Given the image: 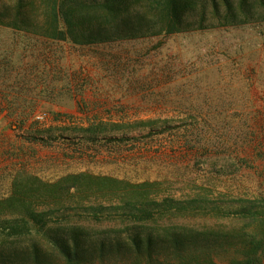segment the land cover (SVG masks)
Wrapping results in <instances>:
<instances>
[{
    "label": "rangeland",
    "instance_id": "obj_1",
    "mask_svg": "<svg viewBox=\"0 0 264 264\" xmlns=\"http://www.w3.org/2000/svg\"><path fill=\"white\" fill-rule=\"evenodd\" d=\"M211 18L206 29L90 44L0 26V227L34 210L96 242L135 224L120 217L127 201L198 197L214 203L150 204L147 225L242 227L212 207L264 199V19Z\"/></svg>",
    "mask_w": 264,
    "mask_h": 264
},
{
    "label": "trees",
    "instance_id": "obj_2",
    "mask_svg": "<svg viewBox=\"0 0 264 264\" xmlns=\"http://www.w3.org/2000/svg\"><path fill=\"white\" fill-rule=\"evenodd\" d=\"M210 14L218 20V26H243L264 19V0H15L0 10V26L54 41L90 44L132 38L144 32L172 35L206 29L216 26ZM155 132L149 130L146 137ZM137 138L123 136L119 140ZM207 201L214 203L201 197L187 200V205L170 198L127 201L120 217H129L125 219L135 224L103 232L96 242L84 227H53L44 221V214L28 210L26 216L7 220L0 227L5 238L0 240V264H264L262 198L212 207L217 217L245 222L229 232L172 226L160 227L154 233V228L147 225L154 217L147 207L150 204L155 211L190 213ZM108 233L116 236L107 237ZM121 233L125 235L121 237ZM38 236L46 240L47 251L35 240ZM26 237H30V245L13 250L11 246L18 239L20 245Z\"/></svg>",
    "mask_w": 264,
    "mask_h": 264
}]
</instances>
